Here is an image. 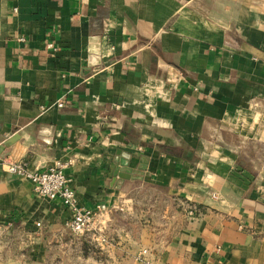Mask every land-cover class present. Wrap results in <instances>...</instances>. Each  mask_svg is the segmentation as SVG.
Returning a JSON list of instances; mask_svg holds the SVG:
<instances>
[{
  "label": "crops",
  "instance_id": "obj_1",
  "mask_svg": "<svg viewBox=\"0 0 264 264\" xmlns=\"http://www.w3.org/2000/svg\"><path fill=\"white\" fill-rule=\"evenodd\" d=\"M0 156L70 163L78 206L109 211L104 264L142 247L154 264H264V0H0ZM140 192L198 214L167 206L159 242L148 225L139 240L118 215ZM70 217L0 166L17 245L0 264H64L74 241L91 256Z\"/></svg>",
  "mask_w": 264,
  "mask_h": 264
},
{
  "label": "rangeland",
  "instance_id": "obj_2",
  "mask_svg": "<svg viewBox=\"0 0 264 264\" xmlns=\"http://www.w3.org/2000/svg\"><path fill=\"white\" fill-rule=\"evenodd\" d=\"M167 206L168 207L172 206L173 211L178 212L181 215V218L191 219V218L196 217V212L198 214V210L191 203L181 200V204L178 203L177 201H173L171 204L168 205L161 200L156 201V199L153 198L151 194H145V193L140 192L134 195L133 201H131V203L129 204V207L131 208L130 215H127L123 209L119 210L120 212L118 215L119 222L123 224L121 225V227L124 228L126 227V225L128 226V224H130V221L126 220V218L125 219H121V218L132 217V219H134V223H135L134 228L137 231L139 240H141L140 238L144 237L143 233L141 232V230L143 229V226L148 225V227L152 229V233L155 236L153 239L154 241L153 242L150 241V243L157 244L159 240L161 239L163 232L164 233L167 232L168 228L171 227L168 224L163 223L164 222L163 217L165 216V211H166ZM190 211L192 212L191 214H190ZM103 217H105L104 214L101 216L95 217L93 229L82 235V236H85V238L89 240L87 244L89 245L91 256H84V257L80 256V254L78 253L79 251L78 246H80L81 241H74V242H71V248H68V249L59 248V250L56 251L57 256L59 257L66 256L64 258L63 257L60 258V260H58L59 263L60 262L64 264H67V263L68 264H104L106 263L104 262V260H102L103 258L99 254L98 242L96 241L98 230L100 229L101 224H102L101 222L102 221L104 222ZM124 224L126 225L124 226ZM14 238L16 237L15 236L13 237V235H6L0 232V252L3 250L4 251L15 250V248H17V245H15L16 241L13 240ZM83 243L86 244V242H83ZM140 244H142L143 246V242H141ZM145 249L149 251L147 247H142L141 250H145ZM9 254H12V253H9ZM3 259L9 260L8 262L9 264V263H13L17 259V257L8 258V256H5L3 257ZM63 260H65L66 263L63 262ZM106 260H107V264L112 263L110 259L106 258ZM152 261H153L152 263L154 264L153 259Z\"/></svg>",
  "mask_w": 264,
  "mask_h": 264
},
{
  "label": "built area",
  "instance_id": "obj_3",
  "mask_svg": "<svg viewBox=\"0 0 264 264\" xmlns=\"http://www.w3.org/2000/svg\"><path fill=\"white\" fill-rule=\"evenodd\" d=\"M46 48L55 51L53 44H46ZM62 107V103L57 104ZM68 162L57 161L52 168L47 170H29L22 162L9 161L0 156V166H4L8 174L15 175L28 181L35 194L46 197L49 200H60L67 208L71 217L67 223L70 232L76 236H82L93 229L95 217L108 214L109 211L104 206H97L94 210L80 208L77 204L75 193L69 186L68 179L64 173ZM211 198L216 200L218 195L213 193ZM192 212L190 211V214ZM40 223L36 226L40 227ZM103 225L98 230L96 241L102 245L109 243L108 238L103 233ZM134 261L138 264H153L148 250H141L134 256Z\"/></svg>",
  "mask_w": 264,
  "mask_h": 264
},
{
  "label": "water",
  "instance_id": "obj_4",
  "mask_svg": "<svg viewBox=\"0 0 264 264\" xmlns=\"http://www.w3.org/2000/svg\"><path fill=\"white\" fill-rule=\"evenodd\" d=\"M96 52H97V51H94V52L92 53V55H93V56H96V55H97ZM95 65H97V63L95 62V60H94V59H90V62H89V64H88V66H89V67H93V66H95Z\"/></svg>",
  "mask_w": 264,
  "mask_h": 264
},
{
  "label": "trees",
  "instance_id": "obj_5",
  "mask_svg": "<svg viewBox=\"0 0 264 264\" xmlns=\"http://www.w3.org/2000/svg\"><path fill=\"white\" fill-rule=\"evenodd\" d=\"M86 245V244H85ZM87 246V245H86Z\"/></svg>",
  "mask_w": 264,
  "mask_h": 264
}]
</instances>
